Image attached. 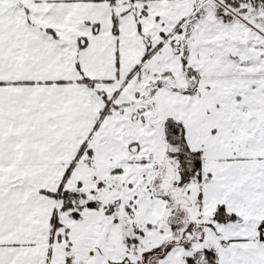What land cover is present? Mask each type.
<instances>
[{"label": "snow or ice", "instance_id": "snow-or-ice-1", "mask_svg": "<svg viewBox=\"0 0 264 264\" xmlns=\"http://www.w3.org/2000/svg\"><path fill=\"white\" fill-rule=\"evenodd\" d=\"M0 264H264V0H0Z\"/></svg>", "mask_w": 264, "mask_h": 264}]
</instances>
